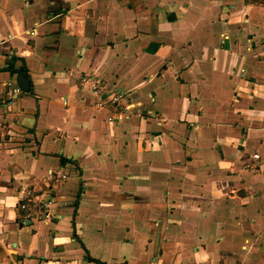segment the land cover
Returning a JSON list of instances; mask_svg holds the SVG:
<instances>
[{"label": "crops", "instance_id": "1", "mask_svg": "<svg viewBox=\"0 0 264 264\" xmlns=\"http://www.w3.org/2000/svg\"><path fill=\"white\" fill-rule=\"evenodd\" d=\"M12 59L0 264H264V0H0Z\"/></svg>", "mask_w": 264, "mask_h": 264}, {"label": "built area", "instance_id": "2", "mask_svg": "<svg viewBox=\"0 0 264 264\" xmlns=\"http://www.w3.org/2000/svg\"><path fill=\"white\" fill-rule=\"evenodd\" d=\"M81 82L86 85L93 94L100 96L102 87L100 83L92 77H81ZM23 94V90L17 83L7 82L4 86L3 95L0 97V107H8L12 105L19 96ZM111 104H118V96H114L111 99ZM99 105H102V103ZM258 156H254V159H257ZM62 179H65L66 176H61ZM53 202L48 199L43 206H39L37 197L33 194V191L24 190L20 193L18 199L19 210L25 213V219H33L40 217L42 221L57 222L61 220V215L56 213L53 209Z\"/></svg>", "mask_w": 264, "mask_h": 264}, {"label": "water", "instance_id": "3", "mask_svg": "<svg viewBox=\"0 0 264 264\" xmlns=\"http://www.w3.org/2000/svg\"><path fill=\"white\" fill-rule=\"evenodd\" d=\"M17 84L21 87L23 92L28 93L30 91V83L28 80V76L25 73H22L18 75L17 77ZM38 221H42L40 217H38ZM32 220L31 219H26L22 221V224L29 225L31 224Z\"/></svg>", "mask_w": 264, "mask_h": 264}, {"label": "trees", "instance_id": "4", "mask_svg": "<svg viewBox=\"0 0 264 264\" xmlns=\"http://www.w3.org/2000/svg\"><path fill=\"white\" fill-rule=\"evenodd\" d=\"M16 62V59H12L11 60V64L9 65L8 67V71L11 73V74H22V73H25L26 72V69L23 67V68H20L18 70H14L13 66H14V63ZM87 260L89 261H93L92 259H90L89 257H87Z\"/></svg>", "mask_w": 264, "mask_h": 264}]
</instances>
